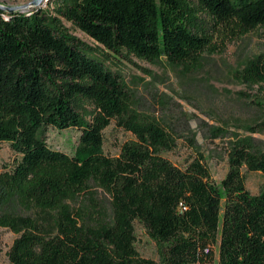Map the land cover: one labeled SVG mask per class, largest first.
Masks as SVG:
<instances>
[{"label":"trees","instance_id":"obj_1","mask_svg":"<svg viewBox=\"0 0 264 264\" xmlns=\"http://www.w3.org/2000/svg\"><path fill=\"white\" fill-rule=\"evenodd\" d=\"M196 1V9L187 0L0 9V147L9 144L16 155L0 173V229L18 235L8 264H264V188L253 195L245 179V172L264 175V150L252 138L234 141L221 185L199 152L175 165L168 154L177 139L135 110L122 70L131 57L196 66L215 50L218 27L235 36L264 27V0ZM243 76L264 84V55ZM113 123L131 135L115 157L104 151ZM50 128L78 131L73 155L49 145ZM251 131L264 132V122ZM91 181L111 197L112 219L69 205ZM16 197L32 215L6 210ZM136 222L165 246L161 261L138 252Z\"/></svg>","mask_w":264,"mask_h":264},{"label":"rangeland","instance_id":"obj_2","mask_svg":"<svg viewBox=\"0 0 264 264\" xmlns=\"http://www.w3.org/2000/svg\"><path fill=\"white\" fill-rule=\"evenodd\" d=\"M33 0H0V5L19 7ZM50 0H45L47 9ZM196 9V0H187ZM50 10H53L51 6ZM200 17L212 22L204 13ZM69 33L83 42L93 41L71 24L64 22ZM211 26V25H210ZM212 30V29H211ZM215 50L204 53L196 66L173 65L162 57L148 62L131 57L123 60L122 70L135 95L136 111L150 116L163 124L177 139L178 146L169 159L182 166L192 154H203L205 163L218 185L228 172L227 151L232 143L242 138H252L264 150V132L252 133L251 129L264 122V84L253 85L243 76L248 63L264 55V27L246 35L235 36L226 27H218L213 34ZM77 130L48 129V143L73 155L78 145ZM104 151L109 156H118L121 145L131 135L113 123L104 133ZM15 153L9 144L0 147V173L13 166ZM246 187L258 195L264 188V175L245 172ZM88 192L69 201L73 209H85L92 217L102 215L113 218L111 197L98 183L91 181ZM33 204V203H31ZM34 208V204L30 205ZM7 211L19 215H32L19 198H11ZM136 247L141 256L161 261L166 251L164 245L153 240L143 225L136 222ZM18 235L0 229V264H8V253ZM218 259V246L216 247Z\"/></svg>","mask_w":264,"mask_h":264},{"label":"water","instance_id":"obj_3","mask_svg":"<svg viewBox=\"0 0 264 264\" xmlns=\"http://www.w3.org/2000/svg\"><path fill=\"white\" fill-rule=\"evenodd\" d=\"M45 0H33L30 4L24 5V6H19V7H6L3 5H0V9L6 10L8 12H14V11H30L34 8H38L42 6Z\"/></svg>","mask_w":264,"mask_h":264}]
</instances>
